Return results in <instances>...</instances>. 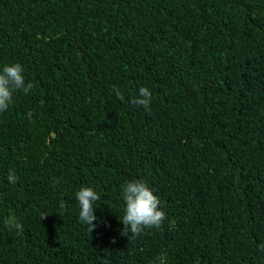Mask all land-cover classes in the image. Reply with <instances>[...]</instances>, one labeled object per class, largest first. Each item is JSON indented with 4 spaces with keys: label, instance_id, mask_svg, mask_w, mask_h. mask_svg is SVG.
<instances>
[{
    "label": "trees",
    "instance_id": "trees-1",
    "mask_svg": "<svg viewBox=\"0 0 264 264\" xmlns=\"http://www.w3.org/2000/svg\"><path fill=\"white\" fill-rule=\"evenodd\" d=\"M17 62L33 88L0 112V264H264V0H0V70ZM136 179L166 218L133 236Z\"/></svg>",
    "mask_w": 264,
    "mask_h": 264
},
{
    "label": "clouds",
    "instance_id": "clouds-1",
    "mask_svg": "<svg viewBox=\"0 0 264 264\" xmlns=\"http://www.w3.org/2000/svg\"><path fill=\"white\" fill-rule=\"evenodd\" d=\"M32 88L31 82L25 83L24 68L20 63L5 64L0 70V112L8 110L13 102L14 91L23 90L24 93H28ZM115 95L119 100L124 101L125 97L119 88L115 89ZM152 99L150 89L141 86L138 89V95L134 96L130 103L142 106L147 111L150 109ZM29 118H31V113H29ZM17 180L15 171L10 169L7 175L8 183L16 184ZM75 198L79 203L78 219L92 232L96 227L94 221L97 220L94 214V205L96 201L100 200V194L91 187H81L76 191ZM122 198L125 206L124 214L120 220L124 228H127L133 236L139 235L145 229L162 227L166 214L160 207V198L154 194L145 180L136 179L122 185ZM45 215L41 218H44ZM4 225L9 230H17L18 233L24 231L23 225L14 216L5 218ZM170 226H174V223L170 222Z\"/></svg>",
    "mask_w": 264,
    "mask_h": 264
}]
</instances>
